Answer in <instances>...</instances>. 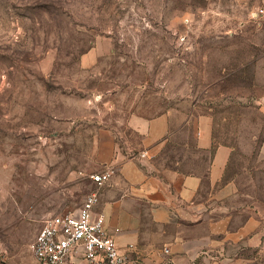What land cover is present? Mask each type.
Listing matches in <instances>:
<instances>
[{
    "label": "rangeland",
    "instance_id": "374dc122",
    "mask_svg": "<svg viewBox=\"0 0 264 264\" xmlns=\"http://www.w3.org/2000/svg\"><path fill=\"white\" fill-rule=\"evenodd\" d=\"M167 110L231 149L238 206L264 214L263 0H0V264H34L43 221L94 191L103 135Z\"/></svg>",
    "mask_w": 264,
    "mask_h": 264
},
{
    "label": "crops",
    "instance_id": "0c3cea01",
    "mask_svg": "<svg viewBox=\"0 0 264 264\" xmlns=\"http://www.w3.org/2000/svg\"><path fill=\"white\" fill-rule=\"evenodd\" d=\"M177 122L167 110L132 117L133 141L103 135L94 170L114 173L94 213L105 216L127 264H264V214L238 206L236 185L225 179L231 149L215 145L208 126L179 135ZM173 143L188 168L169 166Z\"/></svg>",
    "mask_w": 264,
    "mask_h": 264
},
{
    "label": "built area",
    "instance_id": "2783aa9c",
    "mask_svg": "<svg viewBox=\"0 0 264 264\" xmlns=\"http://www.w3.org/2000/svg\"><path fill=\"white\" fill-rule=\"evenodd\" d=\"M144 157L145 153H140ZM114 173L111 166L89 176L95 186L73 213L45 219L29 250L34 264H127L128 255L105 228V216L94 213L99 192ZM118 229L114 230V233ZM131 250L132 245H128ZM165 252H167L165 250Z\"/></svg>",
    "mask_w": 264,
    "mask_h": 264
}]
</instances>
